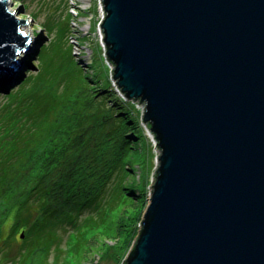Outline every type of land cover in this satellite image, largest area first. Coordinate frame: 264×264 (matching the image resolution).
I'll return each mask as SVG.
<instances>
[{"label":"water","instance_id":"1","mask_svg":"<svg viewBox=\"0 0 264 264\" xmlns=\"http://www.w3.org/2000/svg\"><path fill=\"white\" fill-rule=\"evenodd\" d=\"M116 90L156 167L122 264H264V0H100ZM0 0V71L32 38ZM149 124L150 126H148Z\"/></svg>","mask_w":264,"mask_h":264},{"label":"rangeland","instance_id":"2","mask_svg":"<svg viewBox=\"0 0 264 264\" xmlns=\"http://www.w3.org/2000/svg\"><path fill=\"white\" fill-rule=\"evenodd\" d=\"M9 8L15 9L18 18L28 17L30 25L22 24L21 28L29 33L32 41L29 49L19 56L22 63L12 77L0 71V84L7 86L0 88V264H122L134 237L131 235L127 240L118 225L124 215L122 204L129 202L123 192L126 183H122L124 177L118 169L121 165L109 167L101 201L77 220L61 216L43 219V209L33 195L35 190H31L35 182L32 178L26 181L30 178L26 173L31 168L27 166L23 182L19 184L17 177L21 173L15 172L20 170L27 154L41 146L45 136L59 122L65 124L77 119L79 128L72 136L79 141L82 135L78 131L95 121L96 105L90 103L93 102L91 98L86 99L76 86H107L111 80L116 89L102 43L100 0H10ZM45 43L48 44L41 50ZM19 74H23L20 79ZM86 75L91 77V82ZM76 91L81 95H76ZM132 102L140 111L141 124L150 140L149 149L138 142L135 149L122 148L125 154L122 166L129 167L125 181L136 179L147 191L146 208L151 176L156 167V145L142 121L143 104ZM118 140L114 135L110 149L98 151V172L103 171ZM130 160L134 164H125ZM62 163H65V170L68 158ZM46 166L53 173L55 170L58 174L63 172L59 171L58 164L55 166L47 161ZM3 182H13L12 186L19 191L16 198L15 190L2 192ZM135 190L129 193L134 195V212L137 214L142 202L141 195L136 193L138 189ZM37 216L43 220H37ZM76 221L80 223L78 228V223L73 224ZM137 226L140 227L139 221ZM116 231H120L119 234Z\"/></svg>","mask_w":264,"mask_h":264},{"label":"trees","instance_id":"3","mask_svg":"<svg viewBox=\"0 0 264 264\" xmlns=\"http://www.w3.org/2000/svg\"><path fill=\"white\" fill-rule=\"evenodd\" d=\"M46 44L48 43H45L41 47V50L46 47ZM27 63L30 64V61L28 60ZM30 73H32V71H30ZM22 76L23 74H19L18 79ZM86 76L90 80L91 77L89 75ZM24 83L25 81L19 88L22 87ZM6 87V84H0V88ZM76 87L78 89L80 88L79 91L85 94L86 99L91 98L90 101L93 102L90 103L96 105V110L98 111H96L95 121L92 125L86 124L81 131H78V133L82 135L79 141L76 137L74 138L72 136L76 129L79 128V121L77 119L74 121L70 120L65 124L59 122V124L49 132V135L47 137L45 136L41 146L36 150L35 148L31 150L27 154L28 156H23L27 157L25 161L21 163L20 170L15 171L21 173L20 176L17 177L19 178L17 182L18 184L23 182L22 178L25 176L28 166L29 169H31L26 175L29 174L30 178L26 179V181H30L32 178L33 182H35L32 184L31 190H35L33 191V195L38 200V206L43 209L41 217L46 219L48 217L57 218L61 216L77 220L92 208V206L101 201L106 191L109 167L112 165L113 168H115L121 165L118 169L122 172V176L124 177V181L121 180L122 183H126L123 192L128 196L127 199H129V202L122 204L124 215L121 216L118 225L120 229L124 230L127 240L131 235H133L135 239L140 229V227H136V224L138 221L141 222L145 204L147 203V191L144 190V187L140 186V183L136 182V179L129 182L125 181L126 173H128L127 168L129 167L122 166L124 162L123 157L125 155L122 148L135 149L137 146L136 142H138V144H145L146 148H148L150 140L146 135L144 126L141 124L140 111L136 109L132 101L126 100L118 93L111 84V80L107 86L99 84L97 87L94 85H81ZM86 88L87 90H85ZM90 91H93V93L90 94ZM78 94L81 95L79 92L76 95ZM79 115L80 118L83 117L82 113ZM147 125L150 126L149 124ZM114 135H116L119 140L117 144L114 145L115 149L104 166L103 171L98 172L99 168L96 167L97 153L99 150L106 151L110 149V140ZM126 143H128V145H126ZM66 157L69 163L66 169L63 170L65 163L62 162H65ZM47 161L50 162V164H55V166L58 164L61 167L59 171L63 172L58 174L55 170L53 173L50 167L47 168ZM126 163L129 166L130 164H134L131 160L125 161V164ZM21 170L22 172H20ZM104 171L105 174L103 173ZM10 172L11 170L8 171V173ZM14 176L15 174L11 180H13ZM12 183H5V185L3 182L2 192L7 193L9 189L15 190L16 198L19 191L12 186ZM135 188L138 189L136 193L141 195L140 201L142 202V208L137 214L134 212L136 210L134 209L135 201L133 197V193L136 191ZM129 191L133 193L130 194ZM131 198H133V200ZM105 204L104 202L103 205ZM100 209H102V206ZM38 216L37 220H43L41 217L38 218ZM77 223L79 225H77ZM73 224L77 225V228L80 226L78 221ZM134 226L135 229H133ZM119 232L120 231H116L117 234H119Z\"/></svg>","mask_w":264,"mask_h":264},{"label":"built area","instance_id":"4","mask_svg":"<svg viewBox=\"0 0 264 264\" xmlns=\"http://www.w3.org/2000/svg\"><path fill=\"white\" fill-rule=\"evenodd\" d=\"M77 13H78V11H77ZM77 13H75V14H77ZM102 15H103V11H102Z\"/></svg>","mask_w":264,"mask_h":264}]
</instances>
